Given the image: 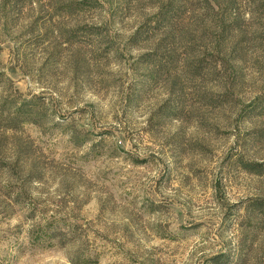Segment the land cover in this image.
Segmentation results:
<instances>
[{"label": "rangeland", "instance_id": "1", "mask_svg": "<svg viewBox=\"0 0 264 264\" xmlns=\"http://www.w3.org/2000/svg\"><path fill=\"white\" fill-rule=\"evenodd\" d=\"M261 95L264 0H0V264H264Z\"/></svg>", "mask_w": 264, "mask_h": 264}, {"label": "trees", "instance_id": "2", "mask_svg": "<svg viewBox=\"0 0 264 264\" xmlns=\"http://www.w3.org/2000/svg\"><path fill=\"white\" fill-rule=\"evenodd\" d=\"M259 102H257L254 106L249 105V107H252L253 110L255 109H262L264 106V96L261 95ZM33 100L24 98L20 102L16 101L14 103H9L8 101H5L4 99L0 101V117L2 116V120H8L11 123L12 122H25V121H33L35 117L34 116V104L31 103ZM10 107V110L13 109L11 112H4L6 107ZM248 108V107H247ZM252 110V111H253ZM6 114V115H4ZM17 123H15L16 125ZM12 127V126H11ZM14 128V127H12ZM243 167L251 172L256 174H264V162H242ZM251 208L254 209V211L260 212L262 215H264V199H259L251 203ZM212 262L214 264H228L227 263V256L226 254H221L218 256H215L212 258Z\"/></svg>", "mask_w": 264, "mask_h": 264}]
</instances>
